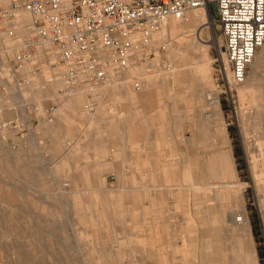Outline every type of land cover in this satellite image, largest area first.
Returning <instances> with one entry per match:
<instances>
[{
	"label": "rangeland",
	"instance_id": "374dc122",
	"mask_svg": "<svg viewBox=\"0 0 264 264\" xmlns=\"http://www.w3.org/2000/svg\"><path fill=\"white\" fill-rule=\"evenodd\" d=\"M206 8L200 32L170 19L138 65L69 96L40 49L11 74L0 36V264H264V59L253 92L218 86L220 118L193 109L224 59Z\"/></svg>",
	"mask_w": 264,
	"mask_h": 264
},
{
	"label": "built area",
	"instance_id": "2783aa9c",
	"mask_svg": "<svg viewBox=\"0 0 264 264\" xmlns=\"http://www.w3.org/2000/svg\"><path fill=\"white\" fill-rule=\"evenodd\" d=\"M209 3L224 53L214 85L219 102L220 87L230 94L244 81L264 40V0H0V36L13 42L4 56L11 74H16L45 46L42 54L54 55L62 70L57 93L67 96L80 85L104 84L145 59L166 18H180ZM26 81L18 78L15 84ZM132 87H138L136 80ZM212 96H206L207 107ZM92 102L87 95L84 107ZM54 107L50 104L46 111Z\"/></svg>",
	"mask_w": 264,
	"mask_h": 264
},
{
	"label": "bare ground",
	"instance_id": "6f19581e",
	"mask_svg": "<svg viewBox=\"0 0 264 264\" xmlns=\"http://www.w3.org/2000/svg\"><path fill=\"white\" fill-rule=\"evenodd\" d=\"M170 19H176V20H182L183 21V24H185V25H190L191 27H193V29H195V32H198L203 26H206V25H209L210 24V19H209V12H208V10H207V8L206 7H200V8H193V9H190V10H188V11H186L185 13H183V15L180 17V18H174V17H168V18H166L164 21H163V23H162V26H161V28L159 29V31L153 36V41H158V34H163V33H165L166 32V24L169 22V20ZM190 28V27H189ZM200 32V31H199ZM201 40H200V38L199 39H196L195 40V42H188L189 43V45H188V48L192 51V52H198V50H200L201 48H200V45H201ZM154 42H152V44H153ZM156 43V42H155ZM154 45V44H153ZM45 47V46H44ZM44 47H42V48H38V49H40L41 51H40V54L39 55H43L42 54V49L44 48ZM204 47H206V48H208V46H204ZM153 48H154V46H153ZM261 53V55L263 56L262 57V59H264V40H263V42L261 43V45H260V47L255 51V53H254V55H253V58H252V60H251V62H250V64H249V66L250 67H252V71H251V73H250V76H248V78H247V75L245 76V79H244V81L240 84V85H238V86H236L235 87V89H236V91H237V89L240 87V89L241 90H243V89H245V88H247L249 91H251V92H253L254 91V87L257 85L256 84V81H255V79L256 78H258L259 77V71L261 70V68H262V66H261V62L260 63H258V58H259V54ZM153 54L156 56L157 55V52L156 51H154L153 52ZM196 55H197V57H196V60H198L199 62L197 63V64H195L194 65V67L192 68V70H191V72H190V74L191 75H194V79H195V82H198L199 81V79H201V80H205L206 79V77L208 76V72H209V69L208 68H206L204 65H203V63H202V59H206L207 58V54H206V50L204 51V50H202V52L201 51H199V53H196ZM56 57L54 56V55H50V61H49V65H51V64H56ZM28 63V62H27ZM139 63H134V64H131V65H129L128 67H130V66H133V65H138ZM155 65V62L154 61H151V62H149L148 64H147V66L148 65ZM127 67V68H128ZM157 67V66H156ZM155 67V68H156ZM264 67V66H263ZM53 70L55 71V73H54V76H55V79H57V80H60V74H61V72H62V70H61V68L60 67H58L57 66V64L53 67ZM171 71V70H170ZM173 72V71H172ZM171 74V73H170ZM198 76H200L199 78H198ZM156 77H158V76H155L154 78L156 79ZM112 79V78H111ZM110 79V80H111ZM158 79V78H157ZM110 80H108L107 82H105L104 84H107L108 82H110ZM178 80V79H177ZM154 83H157V81L155 80V81H153V82H151L150 84H149V87H152V88H154V86H155V84ZM264 83V82H263ZM104 84H100V85H97V86H90L91 87V89H92V91H93V89H105L107 86H105ZM196 85V84H195ZM82 86H88V85H80L79 87H77L76 88V90L75 91H77L80 87H82ZM192 86V85H191ZM151 88V89H152ZM158 88L160 89V86H158ZM128 89V88H127ZM204 89V88H203ZM247 89H246V91L245 92H247ZM257 90V89H256ZM262 90V89H261ZM263 90H264V88H263ZM74 91V92H75ZM146 91V90H145ZM150 91V93L152 92V90H149ZM159 91L160 90H157V92L159 93ZM74 92L73 93H71L70 95H73L74 94ZM212 92V94H213V96H212V98H213V103L209 106V107H207L206 105H207V101L205 100L206 99V96L208 95V94H210ZM241 92V91H240ZM261 92V91H260ZM203 94V95H202ZM259 94V93H258ZM160 95V94H159ZM251 95V94H250ZM67 96H69V95H67ZM200 96H203L202 97V99H203V103H202V106H201V103H200ZM150 97H152V98H150ZM82 98V97H81ZM148 98H149V101L151 100V99H156V101H155V103L157 104H159V102L158 101H160V98L161 97H158L157 98V96L156 97H154V95L153 94H149L148 95ZM195 100H196V102L193 104V109H199L200 107L202 108H205L206 107V111H205V113H204V115H205V119H207V118H209L210 117V113L212 112V109H214V116H216L217 118H220L221 117V113H220V109H219V102H218V99H217V96H216V91H215V89L213 88V89H211V90H209V91H198V92H196V95H195V98H194ZM76 102V101H75ZM152 102V101H151ZM150 102V103H151ZM157 104V105H158ZM211 109V111H210V113L208 112V110H210ZM257 109V108H256ZM139 113V112H138ZM220 120V119H219ZM138 131V130H137ZM139 132V131H138ZM102 150V149H101ZM172 166V165H171ZM190 183V182H189ZM203 187V186H202ZM206 187V186H205ZM221 187V186H220ZM226 187V186H225ZM227 188H229V187H227ZM223 189V188H222ZM230 189V188H229ZM222 191V190H221ZM220 191V192H221ZM207 193V192H206ZM225 193H227L226 191H225ZM222 194H224V193H222ZM224 195H227V194H224ZM206 196V195H205ZM222 196V195H221ZM229 197V196H228ZM223 199H225V201L227 202V198H226V196H225V198L223 197ZM223 202H225L224 200H222ZM212 202V201H211ZM222 202V203H223ZM225 202V203H226ZM209 204V203H208ZM216 205V204H215ZM96 208V207H95ZM226 211V210H225ZM211 212V211H210ZM224 212V211H223ZM227 212V211H226ZM230 212V211H229ZM90 217V216H89ZM222 217V216H221ZM227 218V217H226ZM223 219V218H222ZM224 220V219H223ZM240 220V219H239ZM209 221V220H208ZM107 224V223H106ZM223 255V254H222ZM224 260H226V259H224ZM232 262V261H231ZM234 262V261H233ZM226 263V262H225ZM233 264H235V263H233Z\"/></svg>",
	"mask_w": 264,
	"mask_h": 264
},
{
	"label": "crops",
	"instance_id": "0c3cea01",
	"mask_svg": "<svg viewBox=\"0 0 264 264\" xmlns=\"http://www.w3.org/2000/svg\"><path fill=\"white\" fill-rule=\"evenodd\" d=\"M172 165V166H171ZM170 167H169V171L171 170L172 171V169H173V166H174V164L173 163H170V165H169ZM189 168L186 170V172H185V177L187 178L188 177V174L190 173L189 172ZM202 186V185H201Z\"/></svg>",
	"mask_w": 264,
	"mask_h": 264
}]
</instances>
